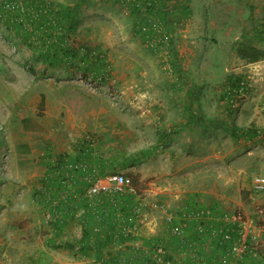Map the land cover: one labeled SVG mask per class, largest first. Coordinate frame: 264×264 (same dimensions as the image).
Masks as SVG:
<instances>
[{
  "label": "rangeland",
  "instance_id": "374dc122",
  "mask_svg": "<svg viewBox=\"0 0 264 264\" xmlns=\"http://www.w3.org/2000/svg\"><path fill=\"white\" fill-rule=\"evenodd\" d=\"M51 16L54 21L50 20ZM100 36L106 42L102 49L96 45ZM246 46H253L263 54L255 69L246 67L249 61L239 65L227 61L231 74L224 71L222 64L223 75L215 76L213 83L197 81L198 85L202 82L207 85L209 94L203 99L211 110L210 114L207 112L212 132L211 157L204 165V161L191 157L190 146L199 148L188 142L205 122L198 119L201 115H188L186 123L190 126L185 123L180 129L172 123L169 126L174 129L166 131L169 129L164 126L166 121L180 114L150 110L148 116L144 115L146 106L154 109L162 103L158 96L163 97L164 93L158 92V88L148 92L146 86L150 80L153 87L163 88L172 83L166 79L187 72L206 75L211 67V53L218 54L215 60H224V55L230 56L233 49ZM262 58L264 0H0V264H89L88 259L77 255L97 252L93 241L65 239L67 228H56L46 258L35 257L39 249L33 251V242L17 241L19 233L28 239L33 231L27 228L28 222L23 233L16 227L18 223L10 208L20 197L10 175L13 160L6 164L5 153H10L9 143L18 138H47L48 130L39 128L35 121L41 119L45 124L46 108L44 104L40 107L44 96L38 95V90L43 88L53 95L102 94L106 103L97 101L94 109L117 126V159L110 162L114 167L103 173H119L128 180L125 191L135 197L136 221L124 226L115 223L105 233L98 228L97 234L102 239H114L107 246L104 260L117 252L118 258L113 263L128 264V254L132 253L128 251L129 244L133 242L118 239L136 236L149 243V250L141 252L150 256L155 246L162 244L166 252L164 260L170 264H185V261L186 264H225L228 258L224 257V251L217 252L214 244L201 246L197 222H187L184 238L191 242L186 246L178 244L180 239L168 233L163 213L140 207L138 203L164 204L176 217L195 207H211L230 213L238 211L256 222L264 219V189L255 191L252 187L256 178L264 177ZM188 60L191 61L186 65ZM242 72L251 77V91L238 108L228 109L221 95L224 84L234 77L232 74ZM33 86L37 88L35 94ZM81 99L65 100L73 117L66 109L56 112L55 105L51 106L57 122L54 127L65 132L66 138L71 132L66 130L68 117L72 120L83 115ZM199 101L201 98H197L200 105ZM253 109L257 110L256 117L261 114L262 125L254 123L255 119L245 120ZM94 118L98 119L96 115ZM34 128L40 131L38 135L31 133ZM74 131L75 140L85 137L88 141L84 153L93 154L99 143L96 130L90 129L86 134L79 133L78 128ZM41 211L43 223L47 224L42 207ZM61 218L51 224L63 226L65 220ZM5 222L10 228L4 226ZM35 228L36 234L40 233L39 242L45 243L48 231L40 222ZM189 228L197 234L195 237ZM164 236L170 238L163 240ZM167 245L181 252H171ZM137 257V264H152L151 259ZM249 258L246 256L239 264H255ZM229 261L238 264L233 259ZM258 264H264V257Z\"/></svg>",
  "mask_w": 264,
  "mask_h": 264
},
{
  "label": "crops",
  "instance_id": "0c3cea01",
  "mask_svg": "<svg viewBox=\"0 0 264 264\" xmlns=\"http://www.w3.org/2000/svg\"><path fill=\"white\" fill-rule=\"evenodd\" d=\"M101 36L97 38L96 42V45H98L100 49L104 48L106 45L105 40L101 39ZM53 48H55V46ZM217 55L218 54L215 52L210 54L209 58H211V67L210 70H207L208 72L206 75L200 74L194 76L193 74L187 72L185 74H181L180 76L175 75L166 79V81H171L172 83L165 85V87L163 88H159L160 86L153 87L152 83H150V80L148 81V84L146 86V90H148V92H151V90H154V88H158V92L163 91L164 93L162 94L163 97L158 96V99H160L162 103L158 104L154 109L146 106L144 115L148 116L150 110H156L157 113L164 114H180L175 119L166 121V124H164V126L169 127V129H167L166 131H172L171 129H174V126H169L172 123V125H175L177 126V128L182 129V126L189 121L188 115H192L194 113H198L201 115L198 116V119H203L205 122L202 123V128H199L198 134L193 138H189L188 142L192 145H197V147L199 148L196 149L194 146H190L192 148L191 157L197 161H204V165H206V162H208L211 157L212 132L210 123L207 120V112L209 111L210 114L211 110L209 109V103L204 100L205 98L203 99L204 96L206 97V95L209 94V90L206 89L207 85H203V82L201 85H198L197 81H204L205 83L211 84L215 81V76L223 75L220 67L222 64H224V71H226V73L229 71L228 73H230L232 70H229V64L232 65L236 63V65H239L242 62L247 61L239 58L236 55L235 49H233V53H231L230 56H227V54L224 55V60H215V57H217ZM190 61L191 60H188V63L186 65H188ZM227 61H229V64ZM193 81L195 82L193 83ZM177 83H182V85L178 86L176 85ZM149 87H151V89H149ZM36 91L37 88L33 86V93L35 94ZM38 91L39 96H44L43 104L46 110L43 112L47 113V115L43 117V122H45V124L41 123V119H37L35 121L38 123L39 128L45 127L48 130L49 133L46 136L47 138H18L14 140L12 144L9 143L10 153H5L8 159L6 164H9V159L13 160V172H10V175L11 178H13L12 182L14 183V187H16V191L18 190L17 193L20 197L19 202L15 203L12 208H10L13 212V215L15 216V221H17L18 223L16 227L20 230V232L23 233V231L25 230L24 226L28 222L27 228L33 231L31 234H29L28 239L21 237L22 235L21 233H19L17 241L28 240L30 242H33V251H35V249H39L38 251H35V257L44 255V257L46 258L47 255L49 256L50 246L53 241L52 235L56 234V228H67L65 229V239L76 238V240L80 239L81 243L84 241H93L92 243L97 244L96 253L88 254L87 256L83 257L77 255V257L85 260L88 259L89 261L87 260L86 262L89 264H100L101 262L102 264H114L113 261L118 258L117 252L114 257L111 256L106 260L103 259L105 252H108L106 251V249L109 248L107 246H111L110 242L114 239L111 240L109 237L106 239H102V236L97 234V230L98 228H100L101 233H105V231L110 230L111 226L115 223L117 225L124 226L128 223H133L134 221H136L134 218L136 206L135 197L132 194H128L127 191H124L121 194H102L101 196H97L95 199L85 198L84 191L86 185L80 180L81 173L75 174L74 177H69V180L71 181H68V187L63 188L61 184V177L66 173L65 169L61 167L64 164V160H67L68 163H80L82 161H87L89 165L99 167L100 171L102 172L114 167V165H110V162L116 161L117 159V151L115 146L117 142L115 129L117 128V126L116 124H114V122H112V119H104V116L100 115V110L94 109V104H96L97 101L100 104H105L106 98H103L102 94L90 92H86L84 94L58 93L53 95L52 92H47V88L39 89ZM108 96L111 97V94L108 93ZM73 97L82 98V109H84V112L79 119L73 118L71 120L68 117L66 130H71V132L69 134V138H66L64 135L65 132H59L57 130V127H54L56 119L52 116L54 114V111H52L51 106L55 105L56 112L64 111V109H66L69 112L70 116L73 117L70 105L68 103V105L65 104V100ZM197 98H201L202 100L201 102L199 101L200 105L197 104ZM253 110L254 111L252 113H249L248 116H246L245 120L255 119L254 123L262 125L263 118L261 114L259 117H256L254 113H257V110ZM94 115H96L98 119L94 118ZM91 118L93 119L92 121ZM144 123L146 124L148 123V121ZM236 124L240 125L238 122ZM190 125L191 124H188V126ZM77 128L79 129V133L82 132V134H86V132H88L90 129L96 130L99 143L98 148L96 144L93 145L94 147L96 145V149L93 154H90L93 157L92 159L89 158L90 155L84 153V151L86 150L85 146L88 145V141L85 139V137L83 139H80L79 141H77L78 139L75 140L73 138L75 134L74 130H76ZM38 132L40 131L34 128L31 133H33L34 135H38ZM79 149H81L82 151H79ZM57 171L59 172L60 176L55 175ZM204 176H206V174H204ZM59 187L68 194V198L66 199V201L60 204L58 208V210L62 213L65 223L63 226H60L58 224L54 226L51 223L45 224L42 220V205L40 203H37L34 195L37 191H39L38 189L41 188L42 190H44V192L45 189L51 191L52 197L55 198L57 195L56 191ZM198 208L202 207H195L194 209ZM8 214H10V212ZM7 220L10 223L9 218ZM40 220H42V222ZM39 222L49 233L45 234V243L42 244L39 242L40 233L38 232L36 234L35 232L37 228H35V225H37V223ZM146 222L148 224V221ZM4 226H8V228H10V225L7 222L4 223ZM77 228H79L80 231ZM189 231H191L194 237L197 235L195 232H193V230H190V228ZM90 235H93L94 237H90ZM99 236L101 237V239L98 238ZM168 238L164 236L163 240H167ZM125 239L133 242V244H129L131 246L129 247L128 251L132 253L128 254L130 257L128 264H137L139 262L137 260L139 257L137 256L143 258L146 257L147 261L151 258L150 254L141 252V250L143 252L149 250V243L147 241L139 239L136 236H128L125 238H120L118 240ZM149 240L155 241L151 238H149ZM190 242L191 239H189L188 237L184 238V240H178V244L181 243L185 246ZM192 242L197 244V242L194 240ZM175 243H177V241ZM166 247L167 250H169L170 248L171 252H173L172 250L181 252V249L179 248L176 250L174 248H171V246L169 245H167ZM216 250L217 252L220 251L221 253L224 251V257L228 258V261H226L225 264H231V262H233L229 261V259L232 258L227 257L225 247L224 249H219V247H217ZM182 259L185 260V258ZM249 259L253 261V259ZM237 263L239 264L242 262ZM256 264H258V262Z\"/></svg>",
  "mask_w": 264,
  "mask_h": 264
},
{
  "label": "built area",
  "instance_id": "2783aa9c",
  "mask_svg": "<svg viewBox=\"0 0 264 264\" xmlns=\"http://www.w3.org/2000/svg\"><path fill=\"white\" fill-rule=\"evenodd\" d=\"M50 20L54 21L52 16ZM257 62H250L246 67L255 69ZM245 73L232 74L234 77L224 84L221 95L228 109L238 108L251 91V77ZM61 167L66 172L61 177L63 188L69 186L70 176L74 177L75 174L81 173L80 180L86 185L84 196L88 199H95L102 194H121L127 186L128 180L124 175L102 173L98 167L89 165L86 161L68 163L67 160H64ZM55 175L60 176L58 171ZM252 187L255 191L264 189V177L256 178ZM38 190L34 197L37 203L39 200L42 201L45 222L51 223L58 218L59 220L62 219V213L58 208L60 204L66 201L68 194L60 187L56 191L55 198L52 197V192L47 189L45 192L41 188ZM138 205L151 210H160L163 213L164 224L168 226V233L175 238L183 239L186 235L187 222L194 221L198 223L196 227L198 236L206 240L201 246L210 245L214 240L218 241L219 244H228L226 248L227 257L236 261H242L246 256H249L256 264L264 257V219L256 222L254 218L246 216L244 213L238 211L230 213L211 207L192 209L187 214L185 212L183 216L176 217L167 210L164 204L140 201ZM152 253L150 258L152 264H170L169 261L164 260L166 252L162 244H157Z\"/></svg>",
  "mask_w": 264,
  "mask_h": 264
},
{
  "label": "trees",
  "instance_id": "16d2710c",
  "mask_svg": "<svg viewBox=\"0 0 264 264\" xmlns=\"http://www.w3.org/2000/svg\"><path fill=\"white\" fill-rule=\"evenodd\" d=\"M46 22L48 23V20H46ZM55 48H57V46ZM57 49L59 50V49H61V47L60 48H57ZM236 55L239 58L244 59V60H247L249 62H256V61H259L261 59V57H262L263 54H262V52L260 50H258L257 48H255L253 46H246V47L238 48L236 50ZM262 59H264V58H262ZM40 107H43V99L40 102ZM198 237L200 238V241H202V244H204L206 240L201 239L200 236H198ZM213 244H214L215 247H220V248H223V249H224V247L226 249L227 248V245H228V244H225V243L219 244V242L218 241H215V240L211 242L210 246L212 247ZM216 245H218V246H216ZM67 247H69V246L67 245ZM237 262H243V260L242 261H237Z\"/></svg>",
  "mask_w": 264,
  "mask_h": 264
}]
</instances>
